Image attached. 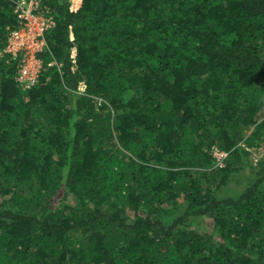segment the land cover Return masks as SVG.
Listing matches in <instances>:
<instances>
[{
    "label": "trees",
    "instance_id": "obj_1",
    "mask_svg": "<svg viewBox=\"0 0 264 264\" xmlns=\"http://www.w3.org/2000/svg\"><path fill=\"white\" fill-rule=\"evenodd\" d=\"M43 3L39 83L0 55V264H264V0Z\"/></svg>",
    "mask_w": 264,
    "mask_h": 264
},
{
    "label": "built area",
    "instance_id": "obj_2",
    "mask_svg": "<svg viewBox=\"0 0 264 264\" xmlns=\"http://www.w3.org/2000/svg\"><path fill=\"white\" fill-rule=\"evenodd\" d=\"M14 13L17 23L8 27L7 42L0 55H8L17 61L15 81L20 89L27 91L39 83L44 67L41 54L49 49L46 33L55 26L56 20L52 7L44 4L43 0H16ZM76 57L77 49L74 46L71 50L73 70L77 68ZM56 63L52 60L49 65ZM85 88V82L81 81L79 91ZM211 153L215 158L214 166L222 167L228 152L213 145Z\"/></svg>",
    "mask_w": 264,
    "mask_h": 264
},
{
    "label": "rangeland",
    "instance_id": "obj_3",
    "mask_svg": "<svg viewBox=\"0 0 264 264\" xmlns=\"http://www.w3.org/2000/svg\"><path fill=\"white\" fill-rule=\"evenodd\" d=\"M251 151H252V157L257 159L258 157L264 154V145L258 148H253L251 149Z\"/></svg>",
    "mask_w": 264,
    "mask_h": 264
}]
</instances>
